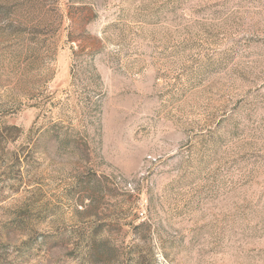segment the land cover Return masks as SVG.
Wrapping results in <instances>:
<instances>
[{"label": "rangeland", "instance_id": "rangeland-1", "mask_svg": "<svg viewBox=\"0 0 264 264\" xmlns=\"http://www.w3.org/2000/svg\"><path fill=\"white\" fill-rule=\"evenodd\" d=\"M0 264H264V0H0Z\"/></svg>", "mask_w": 264, "mask_h": 264}]
</instances>
